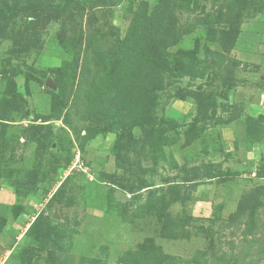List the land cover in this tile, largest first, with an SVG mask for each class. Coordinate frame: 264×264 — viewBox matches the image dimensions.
<instances>
[{"label":"rangeland","instance_id":"rangeland-1","mask_svg":"<svg viewBox=\"0 0 264 264\" xmlns=\"http://www.w3.org/2000/svg\"><path fill=\"white\" fill-rule=\"evenodd\" d=\"M0 264H264V0H0Z\"/></svg>","mask_w":264,"mask_h":264}]
</instances>
